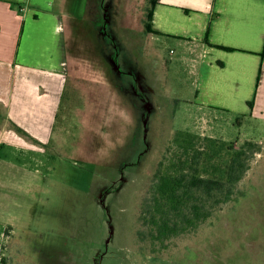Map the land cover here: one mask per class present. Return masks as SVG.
I'll return each instance as SVG.
<instances>
[{"label": "rangeland", "instance_id": "374dc122", "mask_svg": "<svg viewBox=\"0 0 264 264\" xmlns=\"http://www.w3.org/2000/svg\"><path fill=\"white\" fill-rule=\"evenodd\" d=\"M55 1L67 80L52 141L16 150L32 164L18 176L37 180L6 245L14 264H264V115L244 111L261 61L240 96L200 107L172 67L178 51L150 32L151 0ZM248 141L250 167L210 218L163 244L140 236L156 176L196 158L204 177L225 178Z\"/></svg>", "mask_w": 264, "mask_h": 264}, {"label": "crops", "instance_id": "0c3cea01", "mask_svg": "<svg viewBox=\"0 0 264 264\" xmlns=\"http://www.w3.org/2000/svg\"><path fill=\"white\" fill-rule=\"evenodd\" d=\"M55 8V0H0V264H14L6 245L37 180L32 169L18 176V165L32 164L18 163L16 150L52 141L66 86L65 27ZM151 8L150 32L178 51L172 67L187 70L194 104L240 96L260 60L262 74L249 84L251 94L257 82L255 104L244 111L264 115V0H154Z\"/></svg>", "mask_w": 264, "mask_h": 264}, {"label": "trees", "instance_id": "16d2710c", "mask_svg": "<svg viewBox=\"0 0 264 264\" xmlns=\"http://www.w3.org/2000/svg\"><path fill=\"white\" fill-rule=\"evenodd\" d=\"M151 17L150 6L149 21ZM254 104L255 97L249 102L250 107ZM17 129L24 131L20 126ZM256 145L248 141L233 154L225 178L204 177L196 158H192L187 170L156 176L152 193L146 198L141 213L147 231H140V236L163 244L167 239L197 229L222 202L233 197L236 184L250 167L248 157L258 149Z\"/></svg>", "mask_w": 264, "mask_h": 264}]
</instances>
